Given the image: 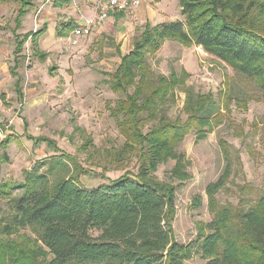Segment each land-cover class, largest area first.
<instances>
[{
  "label": "trees",
  "instance_id": "obj_1",
  "mask_svg": "<svg viewBox=\"0 0 264 264\" xmlns=\"http://www.w3.org/2000/svg\"><path fill=\"white\" fill-rule=\"evenodd\" d=\"M10 1L17 10L12 27L16 45L9 71L16 79L14 88L22 97L23 80L18 68L25 58V42L30 44V56L44 62L45 53L39 50L37 37L46 29L16 33L32 0ZM70 1L55 0L53 5L61 8ZM178 2L183 18L144 24L133 38L132 48L121 53L109 82L113 91L126 94L112 115L122 117L125 145L118 155L137 158L136 173L124 171L115 179L84 187L79 182L84 168L74 155L61 152L36 161L32 169L25 170L23 181L17 184L23 188L22 195L13 198L14 185L3 182L1 177L6 155H0V196L13 198L17 211L0 233L11 227H30L41 241L38 247L29 242L4 243L0 236V264H184L193 255L204 259L205 264H264V192L248 206L244 201L237 206H219L214 193L222 183L208 185L211 220L197 224L196 242L183 245L175 240V186L159 180L154 171L174 159L172 177L186 179L187 173L180 171L183 154L177 152L176 146L190 131L202 132L199 136H204L210 122L196 114L195 120L184 122L159 112L176 81L161 75L152 77L153 73L145 67L146 56L157 52L164 39L197 44L247 75L264 91V29L259 22V18L264 20V0ZM76 26L74 19L62 20L57 36H69ZM128 87H133L131 93ZM150 122L154 124L145 128ZM4 131L0 124V132ZM1 133L0 146L6 148L11 138L9 134L2 138ZM33 141L57 148L46 137L38 136ZM39 255L44 259L38 261Z\"/></svg>",
  "mask_w": 264,
  "mask_h": 264
},
{
  "label": "rangeland",
  "instance_id": "obj_2",
  "mask_svg": "<svg viewBox=\"0 0 264 264\" xmlns=\"http://www.w3.org/2000/svg\"><path fill=\"white\" fill-rule=\"evenodd\" d=\"M54 1L32 0L16 32L23 34L48 26V31L37 37L39 49L45 53L44 62L30 56V44L25 42V58L18 68L23 80L19 97L14 88L16 79L9 71L16 45L12 27L17 5L0 0V124L5 128L0 133L2 138L6 134L11 138L6 148L0 146V155H6L1 177L3 182L14 185L13 198L22 195L23 188L17 184L23 181L25 170L61 152L75 156L84 168L80 185L88 188L107 182V178L115 179L124 171L136 173L138 168L137 158L118 155L125 145L122 117L112 114L126 94L113 91L109 82L121 53L132 48L133 38L143 26L136 18L131 20L129 35L119 43L109 35L101 39L94 28L74 44L69 40L71 34L59 38L53 25L78 20L84 14L80 12L83 4L71 0L56 8ZM146 2L154 5L156 0ZM87 5L91 7L92 0ZM179 9L178 0H173L166 20L182 19ZM259 22L264 29V20L259 18ZM145 67L152 77L161 75L176 81L159 112L184 122L195 120L196 114L210 122L204 136L190 131L176 146L177 152L183 154L180 171L187 173L186 179L172 177L174 159L154 171L159 180L175 186L172 228L175 240L185 245L198 239V223L211 220L208 185L222 183L214 193L219 206H237L243 201L248 206L264 192V91L247 75L197 44L164 39L157 52L146 56ZM127 91L131 93L133 87ZM152 124L146 123L145 128ZM38 136L53 140L57 148L44 141L34 143ZM13 198L0 196V230L17 214ZM0 234L4 243L41 245L30 227H11ZM43 259L41 255L37 257L38 261ZM184 264H205V260L193 255Z\"/></svg>",
  "mask_w": 264,
  "mask_h": 264
},
{
  "label": "crops",
  "instance_id": "obj_3",
  "mask_svg": "<svg viewBox=\"0 0 264 264\" xmlns=\"http://www.w3.org/2000/svg\"><path fill=\"white\" fill-rule=\"evenodd\" d=\"M79 1H81L83 4V6L80 7V12L82 11V13L86 15H90V6L87 5V3L89 4L91 0H79ZM172 2L173 0H156L154 5H152L151 3L146 2V0H142V3L140 4V6H138L135 9L136 11L135 18L137 19L138 24H141V26H143L146 23L157 24V23H164L166 21H169V20H166V18L170 16V11H167V8ZM75 21H78V20H75ZM130 21L131 20L128 19V17H126L124 14L122 13L117 14V13L112 12L105 19L103 23L97 26L96 33L99 35L101 39H103L104 36L106 35L113 36L115 37V41L119 43L120 41L124 40L129 35V31L132 25V22ZM58 24L53 25V28L56 34H57ZM47 28L45 27L46 31H44V33L48 31ZM71 36H72V33H71ZM83 37H86V36H83Z\"/></svg>",
  "mask_w": 264,
  "mask_h": 264
},
{
  "label": "built area",
  "instance_id": "obj_4",
  "mask_svg": "<svg viewBox=\"0 0 264 264\" xmlns=\"http://www.w3.org/2000/svg\"><path fill=\"white\" fill-rule=\"evenodd\" d=\"M140 4L141 0H92L90 15L80 14L76 29L69 37L70 42L75 44L79 36L89 35L91 30L103 23L112 12H122L128 19L134 20L135 9Z\"/></svg>",
  "mask_w": 264,
  "mask_h": 264
}]
</instances>
